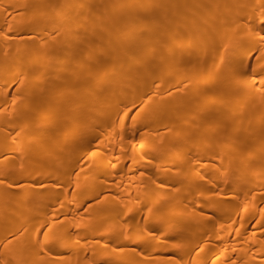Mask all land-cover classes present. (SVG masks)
<instances>
[{"label": "bare ground", "instance_id": "bare-ground-1", "mask_svg": "<svg viewBox=\"0 0 264 264\" xmlns=\"http://www.w3.org/2000/svg\"><path fill=\"white\" fill-rule=\"evenodd\" d=\"M0 264H264V0H0Z\"/></svg>", "mask_w": 264, "mask_h": 264}]
</instances>
